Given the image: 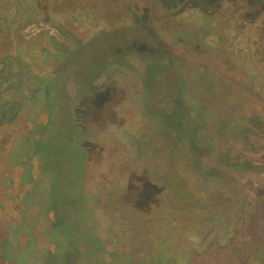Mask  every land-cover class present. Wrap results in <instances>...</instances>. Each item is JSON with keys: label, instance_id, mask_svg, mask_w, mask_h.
<instances>
[{"label": "rangeland", "instance_id": "374dc122", "mask_svg": "<svg viewBox=\"0 0 264 264\" xmlns=\"http://www.w3.org/2000/svg\"><path fill=\"white\" fill-rule=\"evenodd\" d=\"M205 2L0 0V264H264V76Z\"/></svg>", "mask_w": 264, "mask_h": 264}, {"label": "trees", "instance_id": "16d2710c", "mask_svg": "<svg viewBox=\"0 0 264 264\" xmlns=\"http://www.w3.org/2000/svg\"><path fill=\"white\" fill-rule=\"evenodd\" d=\"M241 1L247 2L250 4V7H245V5L241 3L239 5V2ZM205 3L213 5V11L207 12V15L209 14L212 16L213 12L216 11L215 8H218L220 11L226 8V12H228L231 16L232 13L235 12L234 20H237L242 25V30L237 36V38L239 37L238 44L240 45V53L248 62H251L254 66H256L262 76H264V0H206ZM257 3L260 5H257ZM39 140L40 138H38V140L37 138H32V142L34 143L32 146L35 151H37ZM38 155L39 154L37 153L35 157L37 158ZM232 193L233 192L231 190L225 188L216 194L217 197L214 196V198H212L213 204L211 203V205L213 210H211L210 213L207 212L205 214L204 218L206 222L217 227L218 225H222L225 218L230 220L233 216L234 206L236 203H239V201H236L235 199L241 197H235V194ZM219 197L223 198L224 202L222 201L218 203L217 199ZM196 228H199L201 231L203 227L198 225ZM226 228L227 226L225 229ZM177 234L179 236H184V232L182 231H178ZM187 251L188 249L186 247L181 248V246H176V244L170 242V240L164 239L161 240L160 243H157L153 249V253H157L161 256L166 254L170 257L178 256V253H181V255H187Z\"/></svg>", "mask_w": 264, "mask_h": 264}, {"label": "built area", "instance_id": "2783aa9c", "mask_svg": "<svg viewBox=\"0 0 264 264\" xmlns=\"http://www.w3.org/2000/svg\"><path fill=\"white\" fill-rule=\"evenodd\" d=\"M44 32L49 35L55 34V30L51 26L42 22L31 23L22 30V34L25 37L39 35Z\"/></svg>", "mask_w": 264, "mask_h": 264}]
</instances>
